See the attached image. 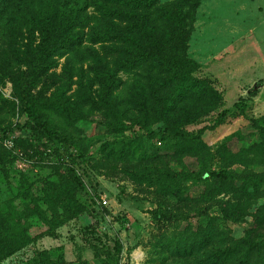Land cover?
Instances as JSON below:
<instances>
[{"label": "rangeland", "instance_id": "1", "mask_svg": "<svg viewBox=\"0 0 264 264\" xmlns=\"http://www.w3.org/2000/svg\"><path fill=\"white\" fill-rule=\"evenodd\" d=\"M23 5L36 20L20 11ZM39 25L36 0H0V128L27 119L22 79L42 73L30 95L67 107L43 115L81 144V211L69 207L72 183L44 146L24 151L16 133L0 138V264L241 263L248 242L264 239V225L252 218L257 210L256 217L264 215L262 194L250 187L214 194L240 210L250 205L248 216L235 221L201 195L222 169L264 178V145L252 125L264 116V0H199L185 52L190 64L181 70L198 87L170 117L183 132L205 128L198 144L143 135L126 92L111 111L115 99L105 106L101 97L74 96L66 57H57L60 43L46 50ZM110 140L120 143L103 148ZM182 173L184 195L171 194L165 181ZM164 208L177 217L153 215Z\"/></svg>", "mask_w": 264, "mask_h": 264}, {"label": "trees", "instance_id": "2", "mask_svg": "<svg viewBox=\"0 0 264 264\" xmlns=\"http://www.w3.org/2000/svg\"><path fill=\"white\" fill-rule=\"evenodd\" d=\"M36 3L40 19L36 30L44 33L46 50L60 43L56 48L57 57H66L64 68L69 74L70 85L76 84L77 87L74 96L101 97L105 106L115 99V104L108 107L111 111L123 104L121 99L126 92L134 100L133 124L141 126L143 135L157 137L161 141L199 143L205 128L196 134L183 132L170 118L175 114L177 104L192 98L198 87L195 80L189 78L190 73H182L181 70L190 64L185 52L199 0L166 3L159 0H36ZM27 10L25 5L20 9L22 13ZM29 11L36 20L34 11ZM41 74H37L35 79H22L25 86L22 99L28 112L27 119L16 128H0V138L16 133L15 145L24 151L44 146L49 153L47 155L56 159L57 169H61L72 183L73 191L67 199L69 207L81 211L76 199L78 190L84 186L82 175L77 171L83 162L81 144L72 131L56 125L43 115L45 111L62 110L63 113L67 107L63 104L54 107L51 100L37 102L35 96L30 95ZM123 74L127 75L125 79L121 76ZM261 123L264 124V116L252 120L264 145ZM157 124L159 126L155 129L150 128ZM213 128L214 125L206 127L209 130ZM119 143L117 140L106 141L103 148H115ZM184 175L168 178L165 188L171 194L180 192V196L184 195L182 190L185 189L180 182ZM234 187H239L242 192L250 187L253 192L262 194L257 198H264L263 174L250 179L230 169L212 172L207 193L201 198L205 197L206 203L235 221L248 216L250 205L247 211L240 210L232 205L233 202L214 196L221 188ZM258 212L252 218L254 223L263 226L264 215L258 218L255 216ZM153 215L166 220L177 217L170 214L167 208L153 212ZM124 224L120 221L121 226ZM248 246L239 264H264V239L255 243L249 241ZM106 255L108 258L111 256L109 253ZM253 255H256L254 260Z\"/></svg>", "mask_w": 264, "mask_h": 264}, {"label": "built area", "instance_id": "3", "mask_svg": "<svg viewBox=\"0 0 264 264\" xmlns=\"http://www.w3.org/2000/svg\"><path fill=\"white\" fill-rule=\"evenodd\" d=\"M4 145L7 146V147L12 148L13 147V142H12V140H6L5 143H4Z\"/></svg>", "mask_w": 264, "mask_h": 264}]
</instances>
